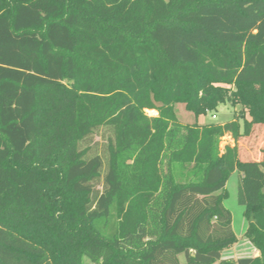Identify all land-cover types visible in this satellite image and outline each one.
Segmentation results:
<instances>
[{
    "label": "trees",
    "instance_id": "1",
    "mask_svg": "<svg viewBox=\"0 0 264 264\" xmlns=\"http://www.w3.org/2000/svg\"><path fill=\"white\" fill-rule=\"evenodd\" d=\"M176 104L242 114L182 124ZM255 127L264 0H0V264H264V145H238ZM234 172L258 252L236 260Z\"/></svg>",
    "mask_w": 264,
    "mask_h": 264
},
{
    "label": "rangeland",
    "instance_id": "2",
    "mask_svg": "<svg viewBox=\"0 0 264 264\" xmlns=\"http://www.w3.org/2000/svg\"><path fill=\"white\" fill-rule=\"evenodd\" d=\"M177 119L182 124H193L198 122L199 124L205 123H223L232 119L234 114L241 115L242 109L240 107H232L229 104H224L220 106L216 113H214L215 118H212V113H208L206 116L195 117L191 112H188L184 109L182 104H176L174 107ZM148 116H156V112L153 110L145 111ZM107 134L105 131L101 130L95 133L89 141V146L93 148L92 153L98 155V157L102 161V168L100 171V178L98 180H94L89 184L92 189L97 191H102V186L105 183L106 176V163L105 160L102 159L100 153H103V148L106 143ZM240 142V150L241 156L240 158L244 161L254 160L258 161L261 159V148L264 145V129H260L259 127L252 128V132L249 137L241 138ZM231 139L227 136H224L221 139L219 150L221 151L226 144H230ZM91 153V154H92ZM190 166H185L183 169H174V176L177 181H186L189 179V171ZM240 174L238 172L232 173V175L227 179L224 187V191L226 194V198L223 201V206L230 212L232 217V230L237 238L236 243L224 250L222 252V259L226 258H246L252 257L254 247L250 243V241L245 237V232L247 229V221L243 215V207L237 202V185L240 178ZM183 258L180 257V261ZM82 264H95L92 263L87 258H82ZM217 264V263H215Z\"/></svg>",
    "mask_w": 264,
    "mask_h": 264
},
{
    "label": "crops",
    "instance_id": "3",
    "mask_svg": "<svg viewBox=\"0 0 264 264\" xmlns=\"http://www.w3.org/2000/svg\"><path fill=\"white\" fill-rule=\"evenodd\" d=\"M201 124V123H200ZM227 137H229V136H227ZM230 138V137H229ZM231 139V138H230ZM234 144V142H233V140L231 139V143L229 144V145H233ZM240 144V142H238V145ZM240 146V145H239ZM239 154H240V156H241V150H240V148H239ZM256 256H258V252H257V250L256 249H254V251H253V254H252V257H256ZM229 259H234V258H229ZM234 260H236V258L234 259Z\"/></svg>",
    "mask_w": 264,
    "mask_h": 264
},
{
    "label": "built area",
    "instance_id": "4",
    "mask_svg": "<svg viewBox=\"0 0 264 264\" xmlns=\"http://www.w3.org/2000/svg\"><path fill=\"white\" fill-rule=\"evenodd\" d=\"M212 118H215V115H212Z\"/></svg>",
    "mask_w": 264,
    "mask_h": 264
}]
</instances>
